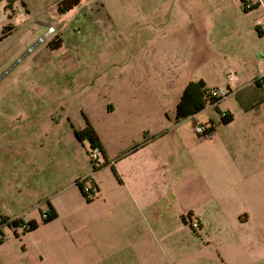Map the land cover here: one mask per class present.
Segmentation results:
<instances>
[{
    "label": "rangeland",
    "instance_id": "obj_1",
    "mask_svg": "<svg viewBox=\"0 0 264 264\" xmlns=\"http://www.w3.org/2000/svg\"><path fill=\"white\" fill-rule=\"evenodd\" d=\"M215 1L0 0V215L36 221L0 223V264H130L133 246L145 264H188L190 248H215L212 219L189 225V209L207 216L212 206L203 200L210 175L189 167L187 153L213 144L212 172H233L244 152L264 168V105L249 108L264 97L255 29L264 11ZM196 78L227 92L176 121L181 89ZM220 111L232 119L220 122ZM85 120L103 150L96 160L73 133ZM210 121L199 142L194 124ZM156 154L175 165L147 166ZM222 179L221 193L230 188ZM48 203L56 216L42 221Z\"/></svg>",
    "mask_w": 264,
    "mask_h": 264
},
{
    "label": "crops",
    "instance_id": "obj_2",
    "mask_svg": "<svg viewBox=\"0 0 264 264\" xmlns=\"http://www.w3.org/2000/svg\"><path fill=\"white\" fill-rule=\"evenodd\" d=\"M229 2L234 6H240L241 0H229ZM224 3L225 0H216L214 5H223ZM253 3L254 6L252 8L255 9L259 8V6L262 7L261 5L264 4L261 0H254ZM257 35L260 36L262 34L257 33ZM233 78L235 79V77ZM262 105H264V97L256 103H251L249 108L253 109V107L257 108ZM206 134L196 135L200 137L199 142L203 140L209 141L208 137L206 139L201 138V136ZM154 137L152 136L147 140L143 139L137 145H149L154 141ZM195 142L197 143V141ZM137 145L131 147V151L135 150ZM195 150H190L187 153L186 160H188L186 164L191 168L197 165H204L206 173L210 175L208 180H206V176L203 177L206 190L203 200L206 203L211 201L212 208L205 209L207 216L205 214L201 215L199 210L197 213H193L190 209L186 214L188 218L191 216L197 218L199 229L209 226V221L212 219V228L216 230V237L214 236L212 239L214 240L215 248H190V251L186 253L191 256V262L188 264H250L258 258H263L264 248L257 250L258 235L259 242L261 241L260 243L264 244L263 231H261L264 228V168L257 163L258 160L262 161L263 158L258 159L253 154L241 153L239 155L240 158H238L239 161L237 160L239 164L235 166L233 172H223L222 167L214 166L212 168L215 170V177H213L214 172L206 169V164L208 163L205 162L206 157H214L217 154L213 144H211V149H201V152H197V149ZM169 155L167 154L162 159L156 154L152 163L147 161V166L163 169L172 167L176 161L169 159ZM218 158L219 156H216L215 159L217 160ZM220 174H224V176H220ZM222 178L230 181V188L221 193L216 191V189L222 184H226ZM126 189L127 192L131 193L129 187H126ZM131 195L133 194L131 193ZM258 197L261 199L259 206L256 204ZM153 199L155 200V197ZM227 202L230 204H226ZM227 228L232 229L231 236L226 234ZM206 241L208 242L209 238ZM230 242L233 243V248ZM121 246V244H118L115 245V248ZM139 252L136 246L129 249L130 264H145ZM172 264L176 263L173 262Z\"/></svg>",
    "mask_w": 264,
    "mask_h": 264
},
{
    "label": "trees",
    "instance_id": "obj_3",
    "mask_svg": "<svg viewBox=\"0 0 264 264\" xmlns=\"http://www.w3.org/2000/svg\"><path fill=\"white\" fill-rule=\"evenodd\" d=\"M79 0H64L65 7H70L76 4ZM254 4L250 7L252 8ZM247 10L249 8H243ZM255 29L258 34L264 33V28H259L255 25ZM1 37V36H0ZM264 81V75H262ZM256 80V79H255ZM222 95L214 96L209 93V88L205 85L204 81L201 78L189 79L187 80L179 94L177 101L175 102L174 107V119L177 121L186 116H191L196 111L202 109L207 103L214 104ZM216 110L218 108L216 107ZM220 122L227 123L232 119V115L229 111H223L221 114L220 111ZM213 128L212 122L210 121L206 125L205 132L203 134L209 133ZM73 133L76 138L81 139L86 137L93 148H97L100 153H103L101 148L98 136L93 129L92 125L85 120L82 127L73 129ZM132 147H135L132 146ZM76 182V181H75ZM80 191L85 195L83 187L80 182H76ZM91 185L96 188L94 183L91 182ZM56 216V211L51 204L48 203L47 209L41 212V220L48 221ZM183 215H181L182 217ZM183 218V217H182ZM0 223L6 224L7 226H16L20 225L23 230L32 229L36 226V221L34 219H29L27 221L23 220L21 217L8 218L0 215Z\"/></svg>",
    "mask_w": 264,
    "mask_h": 264
},
{
    "label": "built area",
    "instance_id": "obj_4",
    "mask_svg": "<svg viewBox=\"0 0 264 264\" xmlns=\"http://www.w3.org/2000/svg\"><path fill=\"white\" fill-rule=\"evenodd\" d=\"M254 0H241V8H250L254 3ZM263 10H264V5L262 4ZM255 25L258 26L259 28H264V21H260L259 19H256L255 21ZM52 26L48 25L47 31L51 30ZM42 36H40L41 38ZM227 78L229 79L231 76L229 75V73H226ZM227 90L225 89H216V88H210L209 89V93L211 95L214 96H219V95H224L226 94ZM221 114H223V111H221ZM206 129V125L204 124H200V123H195L193 126V130L194 132H196L197 134H203L205 132ZM98 154H100L99 150L97 148H93L91 150V156L94 158V160H96L98 158ZM90 156V157H91ZM91 190L93 189L92 185L90 184ZM90 187H87V190H90ZM83 190L84 187H83ZM95 190V187H94ZM189 225L194 229L196 227H198V220L197 218H189Z\"/></svg>",
    "mask_w": 264,
    "mask_h": 264
}]
</instances>
